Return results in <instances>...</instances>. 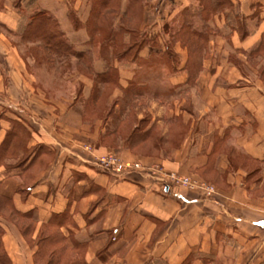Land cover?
Returning a JSON list of instances; mask_svg holds the SVG:
<instances>
[{
	"label": "crops",
	"instance_id": "obj_1",
	"mask_svg": "<svg viewBox=\"0 0 264 264\" xmlns=\"http://www.w3.org/2000/svg\"><path fill=\"white\" fill-rule=\"evenodd\" d=\"M152 1L163 8L170 4L171 11L168 14L164 11L160 18L175 20L187 14L186 9L196 0ZM231 1L233 6L213 14L225 35L209 36L207 50L200 65L194 68L199 71L192 81L193 73L187 65L188 51L180 43L175 46L182 62L177 73L170 77V88L181 93L194 85L203 107L194 110L195 102L188 101L189 97L182 93L171 94L175 98L168 100L172 104L182 99L181 107L175 110L171 106V111L163 115L152 110L142 112L151 116L149 127L156 123L171 129L175 121H183L188 132L180 147L172 150L170 158L163 155L161 159H154L153 164H161L166 174L194 176L213 172L215 175L211 174L210 179L216 182L218 193L208 200L200 192L164 185L163 172L155 169L117 174L92 163L96 162L93 156L100 157L111 150H97L95 145L100 133L107 129L103 127L98 132L96 126L95 131H87L83 127L79 129V124L75 125L78 129L65 128L61 120L66 111L58 104L49 106L52 102L34 87V81L22 75L25 63L10 48L12 44L5 42L6 35L1 31L18 35L27 19L21 15L24 10L14 6L15 0H7L4 10L0 11V114L5 113L0 120V147L12 130V122L17 120L33 134L29 148L47 146L55 153L51 160L37 155L36 160L29 161L27 175L18 172L19 168L7 175L6 167L0 165V191L26 216L23 222L31 226L28 233L32 237H40L54 215H66L60 227L66 240L59 245L73 253V262L264 264V194L257 195L261 188L259 183H264V87L258 80L263 79L261 74L259 77L249 71L245 74L250 59L263 60L257 66V73L264 71V53L250 55L264 41V0ZM26 2L32 14L51 13L63 32V27L69 25L73 32H85L73 28L69 14L74 12L85 22L90 12L88 0ZM125 6L124 0L122 10ZM200 11L199 5L198 15ZM150 15L147 11L145 20ZM196 16L191 14V18ZM68 33H65L67 38L72 36L70 31ZM152 51L148 48L143 57L148 58ZM231 52L238 53L236 60H217V56ZM1 55L6 56L11 70L16 72L13 78L17 84L3 71ZM13 60L17 61L13 63ZM160 67L169 71L167 65ZM13 85L19 94L15 93L17 89ZM32 99L35 103H31ZM24 101H28L29 106ZM143 115L140 118H144ZM91 143L96 152L84 153L83 146ZM231 156L257 164L255 172L260 178L252 182L255 175L239 165L240 162L233 163ZM123 157L129 162L142 161L131 153ZM29 173L33 176L28 177ZM13 234L15 237L10 233L4 237L13 263L34 264L32 254L24 252L27 246L15 232ZM17 245L23 253L16 249Z\"/></svg>",
	"mask_w": 264,
	"mask_h": 264
},
{
	"label": "trees",
	"instance_id": "obj_2",
	"mask_svg": "<svg viewBox=\"0 0 264 264\" xmlns=\"http://www.w3.org/2000/svg\"><path fill=\"white\" fill-rule=\"evenodd\" d=\"M16 1L17 0L14 2V6L19 8ZM88 1L90 4V12L85 22H81L74 12L69 14V19L75 30L85 29L87 31L89 43H91V45L99 47L101 59L104 61L106 68L102 73L95 72L91 63V58L85 51L77 50L75 46L69 42L65 32L61 30L59 22L48 11L33 13L24 24L21 25L18 35L23 42L33 45L30 52L34 54L33 56L35 57L36 63L40 59L49 62L51 61L50 58L53 59V57L60 60L75 58L78 60L76 68L79 73L93 75L94 94L89 99L83 100V109L79 110L78 113L81 119H84L87 115V112H85L86 105L91 102V100L105 98L104 102H102L99 107L95 106L93 108L94 111H97L95 113L99 115L96 120L107 125L106 132L100 134L98 138L97 143H99V145L107 146V148L112 151L121 154L128 151L132 153L135 144L145 145L150 142L152 144L150 147L151 151H157L159 153L173 152L172 150L178 149L184 141L188 132L187 127L183 124L181 119H178L175 121L174 127L168 129V132H162L163 134H160L161 137L152 139L155 130L157 131L158 128L164 126L154 123L149 127L152 120L151 116L144 114V118H139L140 114L137 115V113H134L137 107L135 102L138 100V96L142 95L138 90L139 88L140 90L143 89L145 85L133 78L127 80L121 77L120 65L123 64L124 67L135 65L143 69L144 72L150 71L158 73V67L156 66V63H158V65H167L171 74L174 75L177 73V69L182 62L180 55L171 44L170 46L161 44L162 46L159 47L158 44H155L153 38H148L146 35L148 32L147 27L144 26V15L148 7V0H125L126 6L124 10H122L124 0ZM197 1L201 7L200 15L204 20H209L211 15L217 13L220 9L222 10L233 6L231 0ZM5 3L6 0H0V11L4 10ZM134 11L140 14L139 19L138 17L136 19L134 16ZM141 24H143L142 30H140ZM164 31L168 34L169 26L167 24L165 25ZM206 34L207 32L199 30V28H195L191 23H188L175 35V41L180 43L182 48L188 51L187 65L191 67L190 73H193L190 79L191 81L193 77H195L194 75L199 71L194 69L200 65L195 61L198 59L200 52L203 55V51L209 41ZM148 48L153 51L157 50V55L152 51L148 58H144L143 53ZM263 53L264 41L261 46L257 50L252 51L250 55L256 56ZM262 77H264L263 72ZM125 81L126 84L123 83ZM99 85H104L103 91L100 88L97 89ZM37 86L38 89L43 88L44 91H46L42 85L37 84ZM111 86L117 87V89H121L122 91V94L116 96L117 98H115V100H113V94H109L107 97L103 95L105 94L104 91L108 87L111 88ZM79 96H82L81 91ZM3 117L4 115L0 114V120ZM131 123L134 124L130 128L131 130H128L129 132H121L124 125L129 126ZM164 133H167L171 137H165L167 134ZM29 139L30 134L27 129L22 126L19 121H13L12 130L8 132L7 138L0 147V165L4 163L6 157H12L13 154L16 153L15 151L21 148L20 146H26ZM41 149L42 147L36 151L39 152ZM36 155H38V153ZM134 156L142 157V155L136 154ZM36 158L38 157L35 156L32 159L28 158V160L21 165L31 160L34 161ZM20 167L19 169H21ZM3 210L10 211L20 220L26 218L24 214H21L15 209L12 199L4 196L0 191V212ZM65 220L66 215H54L45 230L42 231L39 237L37 264H59L61 249L58 248V244L66 240L65 236L60 233V227ZM30 230L31 226H28L25 231L29 232ZM5 233L6 230L0 223V264H12L11 257L3 243ZM74 264L87 263L82 260L80 263L75 261Z\"/></svg>",
	"mask_w": 264,
	"mask_h": 264
},
{
	"label": "rangeland",
	"instance_id": "obj_3",
	"mask_svg": "<svg viewBox=\"0 0 264 264\" xmlns=\"http://www.w3.org/2000/svg\"><path fill=\"white\" fill-rule=\"evenodd\" d=\"M195 1V0H194ZM7 2V0H6ZM17 4L19 5V7L21 9L24 10V12L21 14L22 17L25 19H28L31 16V12L32 9H30L28 7L29 3L26 2V0H17L16 1ZM195 4H191L190 7H188L186 9L187 14L182 15L180 17H178L177 19H163L161 20L160 16L161 14H165L164 11H167L166 13L168 14L171 11V7L170 4L167 5L166 7L163 8V6H159V4L154 3V1L152 0H148V7L145 10V15L147 11H150L151 15L147 18V20H145L146 24L144 25L145 27H147V32L146 35L148 36V38H154V42L155 44H158L159 47L162 46L161 44L164 45H168L170 46V44L172 46H176L178 44V42L175 41V35L176 33L178 34V32L182 29V27L188 23H191V25H193L195 28H199V30L205 31L207 32V36L209 38V36L212 35H216L217 33H221L222 35H225V30L222 29V26L219 27V24L216 22L217 20H215V18L213 17V15H211V19L209 21H204L201 17V15L199 14V2L196 0L194 2ZM6 4V3H5ZM190 8H192L193 12L190 13ZM173 9V8H172ZM230 10V9H229ZM229 13V11H228ZM191 14L193 15H197L196 17L191 18ZM134 16L138 17V19L140 18V14L138 12L134 11ZM142 18V19H143ZM180 23H179V19ZM156 22H155V21ZM150 21V22H149ZM204 21V22H203ZM203 23V24H202ZM169 26V32L168 34L164 31V26L165 25ZM229 24V22H228ZM204 25V26H202ZM158 26V27H157ZM202 26V27H201ZM143 29V24H141L140 26V30ZM64 32L69 35V31L72 33V36H68V40L71 42L72 45L75 46V48L79 51H85L87 53V55L91 58V63L93 65V68L95 70V72L97 73H102L106 70L105 68V63L104 61L101 59V55H100V50L99 47H97L96 45L93 46L91 45V43H89V36L87 31L85 30V32H81V33H77V32H73L72 31V27L71 25H69L67 28L63 27ZM3 33H5L6 35V40L5 42L8 43L9 45L12 44V46L10 48L13 49V52L16 53V56H18L19 58H21L22 62L25 63V67L22 66V68L24 69L22 71V75L24 77L27 78V75L34 81V87L36 89H38L37 84L42 85L46 91H44L43 88H39L45 95H46V99H48L50 102L49 103L51 105V107H55V104H58L60 107H62L66 113L65 116L63 117V119L61 120V123L65 126V128H76L78 129L76 126L79 124V129L80 128H84L91 131H95L96 130V126H97V131L100 132V129L102 131L103 127H105V129H107V125L102 124L101 121H98L96 119H98L97 117L99 115H97L98 113H95L97 111H94V107H99V105H101L102 102H104L105 98L102 99H97V100H91V102H89L86 107H85V112H87V115L85 116V118L81 119L80 114L78 113L79 110L83 109V100H87L89 99L93 94H94V90H93V85H94V81H93V75H87V74H81L79 73V71H77V59L75 58H70V59H55L53 57L50 58L51 61H44L42 59L38 60V62L36 63L35 57L33 56L34 54L30 52V49L33 48L32 44L29 43H25L22 41V39L20 38L19 35L5 31L4 29L1 31ZM15 32V31H14ZM208 44V43H207ZM207 50V46L203 51V55L200 52L199 53V57L198 59L195 61L196 63L200 64L202 62V59L204 57V52ZM228 50H230L228 48ZM156 55H157V50L153 51ZM10 53V52H9ZM42 54V53H41ZM237 52H231L229 55H219L217 56V60L218 61H225L228 58H230L231 60L233 59L236 60L237 58ZM216 58V56H214ZM1 60H2V65H3V71L5 70V74L9 75L10 80H13V82L15 84H17V80L13 78V76L16 74V72L14 70H11V66L7 63V59L5 55H1ZM17 61V60H13V63ZM263 62V60H259L257 59L249 60V63L246 66V71L245 74H249V73H253L255 75L258 74L257 76L259 77L260 74L262 75V71L258 70L257 73V66L259 64H261ZM39 63V64H38ZM156 66L158 67V73H153L150 71H143V69H140L138 67H136L135 65H129L128 67H124L123 64L120 65L121 68V77H123L125 79V77H132L133 79L143 83L145 86L143 89L138 90V92H140V96H138V100L135 102V105H137L136 110H135V114L137 113L140 115H143L142 112L143 110H152L154 112L157 113H162V115L167 112V111H171L170 109L171 106L173 107V109L175 110V108H179L181 107V103H182V99H174L175 101L172 102V104L170 103L171 101H168L169 99L175 98L174 96H171V94H184L185 96L189 97L188 101H192L195 102L193 105V109L194 110H199L202 106V102H198V93L196 88L194 87V85H191L190 88H186L183 92H177L175 93V90H172L170 88V77L173 75L171 74L170 71H168L165 67H160L162 65H158V63H156ZM249 71V73L247 72ZM251 71V72H250ZM26 73V74H24ZM88 73V72H86ZM264 74V71H263ZM252 77V76H251ZM20 76L19 79L20 80ZM258 80H260L263 84L264 87V77L263 79L258 78ZM13 87L15 89H17V87H15L13 85ZM100 88L103 91L104 85H99L97 87V89ZM96 89V90H97ZM19 90H15V93H17ZM82 93V96H79V93ZM20 92V91H19ZM18 92V94H19ZM112 92V93H111ZM136 92V93H138ZM105 94L104 97H107V95L109 94H113L114 99L117 98L116 96H120L122 94L121 89H117V87H112L111 88H107L104 91ZM187 98V97H186ZM161 99V101H160ZM195 100V101H194ZM160 101V102H159ZM28 106H29V102L28 101H24ZM31 103H35V100L32 99ZM55 105V106H54ZM104 105V104H103ZM31 106V105H30ZM37 106V111L40 110V108H38ZM187 106V105H186ZM189 104H188V108H189ZM39 107H41L39 105ZM51 109V108H50ZM87 109V110H86ZM190 109V108H189ZM140 113H139V112ZM5 113H3L4 115ZM139 115V116H140ZM5 117V116H4ZM140 118V117H139ZM138 122V119H137ZM81 123V124H80ZM134 123H131L129 126L128 125H124L123 128L121 129V132L124 131V133L127 131L129 132L131 129V126ZM76 125V126H75ZM100 128H99V127ZM36 127V126H34ZM168 127H161L158 128L157 131L155 130V133L153 135V138H158L161 137V135L163 134L162 132H168ZM129 130V131H128ZM30 131V130H29ZM93 133V132H92ZM30 138H33V134L30 131ZM102 134V132L100 133ZM161 134V135H160ZM167 134V133H164ZM77 135V134H76ZM32 136V137H31ZM165 137H171L170 135H165ZM163 138V137H162ZM31 139H29V141L27 142L26 146L22 145L20 146L21 148L17 149V151H15L16 153L13 154V156H8L4 159V163L1 164V167L5 166L6 170H7V175H10L11 172H14L17 170V168H21V170L18 172H24L25 175L28 174L26 169V164L21 165L23 162L27 161L28 158H34L35 156H37L36 154L38 153V157H44L48 160H51L54 158L55 153L53 152L52 149L48 148L47 146L42 147V149L38 152L36 150L40 149V145H36L33 146L32 148H29L28 145L30 144ZM97 150L101 149V148H107V146H102L99 145V143L95 144ZM95 145H93L92 143L88 146H83L84 149V153H89L91 155H93L96 152V148ZM152 146V144L149 142L145 145H138L135 144L134 150L132 151V153L130 151L128 152H123L121 154H118L115 151L109 150L105 153H103L100 157H96L93 156L92 158L94 159V161H99L100 159L103 158H108L110 156H119L120 159L123 162H129L126 161L123 157L124 154H129L131 153V155H142V157H138L135 156L137 159H142V161H130V162H139L143 165L144 168H146V170H152L155 169L156 171L159 172H163V174H165V170L164 168L161 166V164H153L155 160L161 159L164 156H166L167 158H170L172 156L173 152H157V151H151L150 147ZM24 148V149H23ZM48 149L49 152H48ZM36 152V153H35ZM46 152V153H45ZM83 152V151H82ZM44 155H41L43 154ZM134 153V154H133ZM227 153H231L230 151H227ZM234 153V152H233ZM47 154V155H46ZM160 154V155H159ZM164 155V156H163ZM232 155V153H231ZM151 156V157H150ZM234 156V155H233ZM231 156L233 163L235 162H240L239 165L241 164L243 166V168H245L249 173L255 175L254 179L252 182H255L258 178H260L258 176V174H256L255 170H257L258 165L255 164L253 161H241V160H237L235 159V157ZM151 159V160H150ZM155 159V160H154ZM144 161V163H143ZM96 162H92V163H96ZM129 162V163H130ZM242 162V163H241ZM244 162V163H243ZM147 164V165H146ZM40 168H38L37 171H39ZM10 172V173H9ZM33 173H29V176H33ZM168 174H173V173H168ZM178 174V173H175ZM213 175H215L213 172L211 173ZM210 174V175H211ZM180 176H183L181 174H178ZM209 174L207 175H202V173L200 174H196V175H192V176H188L191 178H194L200 182L206 183L208 185H211L212 187H214L215 189V194L213 195V198L217 195L218 193V189L216 187V182H214L211 178ZM204 176V177H203ZM187 177V176H185ZM25 184L28 182V178L24 179ZM27 181V182H26ZM30 182V180H29ZM261 184V186H259V190L257 195L258 196H262L264 194V183H259V185ZM188 191L191 192H200V191H193V190H189L186 189ZM202 193V192H200ZM0 223L4 226L6 233L4 235V237L6 236V234L12 235V237L14 236V232L17 234V236L22 240L23 245L27 246V251L25 250V253H30L32 254L33 257V261L34 264L38 263L37 260V255L39 252V236L37 238L32 237V235L30 233H28L27 231H25L28 227V225L26 224V222H23V220H20L19 218H17V216L13 215L10 211L7 210H3L2 212H0ZM24 229V230H23ZM12 233V234H11ZM4 237H3V243H4ZM28 245H27V244ZM62 244V243H60ZM61 245L58 244V248ZM5 249L7 250L5 244H4ZM17 250H20L19 252H22V249L20 248V246L17 245L16 247ZM61 249V259L59 264H74L75 262H73V253L69 252L67 249L64 248V246L60 247ZM30 250V251H29ZM8 252V250H7ZM9 253V252H8ZM12 264L13 261H12Z\"/></svg>",
	"mask_w": 264,
	"mask_h": 264
},
{
	"label": "built area",
	"instance_id": "obj_4",
	"mask_svg": "<svg viewBox=\"0 0 264 264\" xmlns=\"http://www.w3.org/2000/svg\"><path fill=\"white\" fill-rule=\"evenodd\" d=\"M96 164L104 171L115 172L117 174H127V173H139V172H149L151 170H146L143 165L139 162H123L119 156H110L108 158L100 159ZM161 182L166 186H175L179 188L189 189L193 191H200L205 196L206 199H213L215 194V189L211 185L200 182L191 177L180 176L178 174H163L161 177Z\"/></svg>",
	"mask_w": 264,
	"mask_h": 264
}]
</instances>
